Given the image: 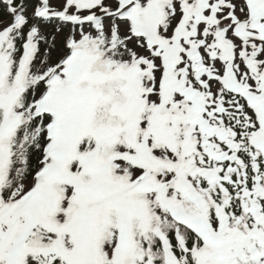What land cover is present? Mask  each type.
Listing matches in <instances>:
<instances>
[{
    "label": "snow or ice",
    "instance_id": "6c2138e0",
    "mask_svg": "<svg viewBox=\"0 0 264 264\" xmlns=\"http://www.w3.org/2000/svg\"><path fill=\"white\" fill-rule=\"evenodd\" d=\"M0 264H264V0H0Z\"/></svg>",
    "mask_w": 264,
    "mask_h": 264
}]
</instances>
